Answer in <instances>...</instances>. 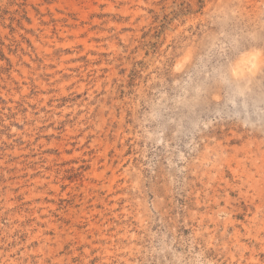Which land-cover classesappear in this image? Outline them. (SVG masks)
I'll use <instances>...</instances> for the list:
<instances>
[{"label":"rangeland","instance_id":"1","mask_svg":"<svg viewBox=\"0 0 264 264\" xmlns=\"http://www.w3.org/2000/svg\"><path fill=\"white\" fill-rule=\"evenodd\" d=\"M262 31L264 0H0V264H264Z\"/></svg>","mask_w":264,"mask_h":264},{"label":"snow or ice","instance_id":"2","mask_svg":"<svg viewBox=\"0 0 264 264\" xmlns=\"http://www.w3.org/2000/svg\"><path fill=\"white\" fill-rule=\"evenodd\" d=\"M259 44V46L264 47V31L260 32V34L258 36L256 35H252V36H246L242 43L248 45V44H252V43H257ZM234 44L236 43L235 41L233 42ZM261 81L264 82V71L261 72Z\"/></svg>","mask_w":264,"mask_h":264},{"label":"bare ground","instance_id":"3","mask_svg":"<svg viewBox=\"0 0 264 264\" xmlns=\"http://www.w3.org/2000/svg\"><path fill=\"white\" fill-rule=\"evenodd\" d=\"M243 65V64H242Z\"/></svg>","mask_w":264,"mask_h":264}]
</instances>
